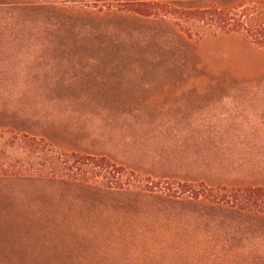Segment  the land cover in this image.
<instances>
[{"label": "rangeland", "instance_id": "374dc122", "mask_svg": "<svg viewBox=\"0 0 264 264\" xmlns=\"http://www.w3.org/2000/svg\"><path fill=\"white\" fill-rule=\"evenodd\" d=\"M135 1L199 5L0 0V130L123 170L0 179V264H264V221L213 200L264 188V51Z\"/></svg>", "mask_w": 264, "mask_h": 264}, {"label": "trees", "instance_id": "16d2710c", "mask_svg": "<svg viewBox=\"0 0 264 264\" xmlns=\"http://www.w3.org/2000/svg\"><path fill=\"white\" fill-rule=\"evenodd\" d=\"M194 8L135 1L130 5L141 18H172L188 39L234 37L264 51V0H199ZM194 27V31H193ZM121 168L100 158L65 155L43 139L0 130V179L24 183L80 182L101 178L108 189L119 182ZM124 185V184H123ZM122 183L117 186L121 188ZM116 186V185H115ZM184 194H192L189 190ZM197 199L200 194L191 195ZM215 204L264 221V188L221 189Z\"/></svg>", "mask_w": 264, "mask_h": 264}]
</instances>
